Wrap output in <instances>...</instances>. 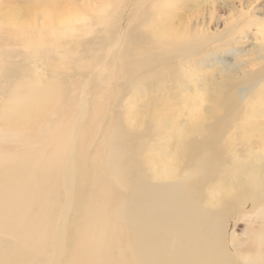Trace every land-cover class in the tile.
<instances>
[{
  "label": "bare ground",
  "instance_id": "obj_1",
  "mask_svg": "<svg viewBox=\"0 0 264 264\" xmlns=\"http://www.w3.org/2000/svg\"><path fill=\"white\" fill-rule=\"evenodd\" d=\"M47 1L51 8L34 23L30 5L6 8L11 30L19 33L0 19V264H264V163L257 167L256 150L244 144L240 150L227 146L231 137L245 134L247 106H237L234 116L227 114L229 106L219 115L210 108L184 112L179 128L192 127L194 135L184 146L186 173L174 168L171 143L129 148L127 126L134 123L124 120L137 115L127 96L162 91L165 81L175 94L176 85H185L177 80L178 62L190 63L193 54L207 67L215 56L204 50L208 32L193 27L188 12L177 8L180 0H146L130 10L121 42L110 54L125 27L124 11L135 0ZM87 2L90 10H82ZM191 2L181 9L206 10L205 2ZM210 9L218 10L213 2ZM252 54L260 66L246 74L258 88L264 85V47ZM41 57L50 67L38 63ZM243 84L222 90V106ZM156 109L150 110L142 138L160 131V120L148 123ZM205 116L218 123L209 129ZM164 127L168 135L177 134L172 121ZM137 153L144 162H135ZM223 165L237 178L225 197L237 206L231 217L249 214L261 225L241 251L225 243L231 219L224 218L221 204ZM177 170L183 175L176 176ZM213 191L215 202L208 204Z\"/></svg>",
  "mask_w": 264,
  "mask_h": 264
},
{
  "label": "rangeland",
  "instance_id": "obj_2",
  "mask_svg": "<svg viewBox=\"0 0 264 264\" xmlns=\"http://www.w3.org/2000/svg\"><path fill=\"white\" fill-rule=\"evenodd\" d=\"M86 1L87 0H75V3L83 4ZM90 1H92V0H90ZM182 1L184 2L186 0L177 1L178 2L177 8L180 9L182 12H184V14H186L188 12L187 16H189V17L191 16L190 21H191V23L195 29H197L198 31L208 32L209 36H207L205 39V42H203V43H208L207 46H205L207 49L205 48L204 50L211 51V49H212L213 55H215V56H210L209 62L206 64L207 67L206 66L203 67V64H205V63H202V65H200L201 62L198 63L197 62L198 58L193 54L189 55L190 60H192V61H190V63H186L187 61L185 60L184 61L185 63H183V64L181 62H178L176 64V66L178 65L176 68L177 69L179 68V71H177V76H178L177 80L183 84L185 83V85L190 84L191 87L188 89L185 87V85H182V86L176 85L177 89H176L175 94H173L172 93L173 88L171 86H174V85H169L165 81L164 85L161 87L162 91L160 88H157V90L154 92V94H153V92L152 93L146 92L144 94H142L143 92H141L140 94L138 92V93L132 94V95H134V97L132 95L127 96V98L129 97L128 99L130 100L128 105L132 108V112H134V114L137 115V119L134 118L132 121H131V119H132L131 117H125V120H124L126 125H128L127 124L128 122L134 123L133 126L132 125L127 126V129L130 130V132L128 134L133 139L129 148H130V150L135 151V150H138V148L141 144L147 145L148 148H149V146H151L150 148H152L154 145H158L160 142L171 143V146L173 149V155L175 157V161L178 162L177 164H175L174 168L179 167L177 169L181 168L180 169L181 172L184 171L182 173H186V168L184 167L185 164H184V162H182V158L185 159L184 146H186V142L188 141L187 137L190 138L191 136L193 137L194 135H192L193 132H190V131H192V127L188 128L187 129L188 131L186 130V128H183L182 130L179 128V125L181 124L180 121L182 120L181 122H184L183 120L185 119L183 116L184 112L187 111V112L193 113L194 111H196V112L200 111L199 113H204V111H207L206 108H210L211 110H213V112L215 114L219 115L223 112L224 108L229 106L230 109L227 111V108H228L227 107L225 110H226L228 115L231 114V116H234V114L238 111L237 106H244L245 105V107L247 106V109H248V112H246L247 114H245V116L243 117L244 122H246L248 119V124H247V122L245 123L246 127H247V125H248V127H247V129L245 127V129L243 131V133H245V134L244 135L241 134L243 136H241V135L237 136V138H239V140L237 138H235L234 136L231 137L230 138L231 140L229 139V142H227V146L229 147L228 150H232V149L233 150H235V149L240 150V148L243 147L242 145L244 144V146L246 145L244 147V149L246 147H248L252 150H256L255 151L256 155L254 157H256L258 154V161L261 159L259 161V165L257 166V167H259V166L263 165V163H264V159H262V157H264V149H262L264 147V142H263L264 141V125H263L264 124V115H263L264 114V85H258V88H256L257 86L253 87L252 83H250V81H249L251 79V77L249 76L250 74H246V72L247 71H254V70L258 69L260 66V60L257 59L256 54H252V53H254V52L256 53V51L259 52V48L264 47V0H206V1L201 0V1L205 2L204 4L206 5V7H205L206 10H204V11L202 9H201L202 11L197 10V11H195L194 14L190 13V12H192V10L183 11L181 9V6H183ZM188 1L189 2L192 1L191 3H195V2H198L200 0H188ZM207 1L210 3H208ZM180 2H182V3H180ZM212 2L216 6V8L218 9L216 12L211 11V9H210ZM61 3H62V5H67L68 2H67V0H64ZM145 3H146V0H135L128 7V9L124 11L125 27H123L122 30L120 31L118 39H117L116 43L114 44L115 46L113 45L114 47L111 46L109 48L110 54L112 53V51H114V49L117 48V44H119V42H121V38L124 34L123 30L128 25L127 24L128 23L127 22V16L129 14L130 10L135 6H138L140 4H145ZM26 4L30 5L32 7V9H31L32 16L31 17L29 16V18H30L29 21L31 23L36 22L38 20V18L42 16L41 13L45 11V8H51V6H52V3L50 1H47V0H0V19L4 18L3 23H4V25L9 27L10 32L11 31L12 32L18 31V29L16 30V28H13L14 31L11 30V28L9 26V20L6 17V14H7L6 8L8 6L16 5V6H20L19 9H21L22 7L26 6ZM207 4H209V5H207ZM71 6H72V8L74 7L73 4ZM90 8H91L90 2H87L86 5L81 6L82 10L89 11ZM190 14H192V15H190ZM239 15H241V16H239ZM5 18H6V21H5ZM183 27H184V25H183ZM183 27H182V29L186 30L185 27L184 28ZM10 32H8V35H7L8 40H10V37L13 39V37L15 36L13 33H10ZM18 33H19V31H18ZM4 41H5V38H4ZM254 48L255 49L257 48V49L254 50ZM80 50H81V48H79L78 51H80ZM201 50H202V48H201ZM252 51H254V52H252ZM192 56L193 57L195 56L194 58H196L197 60L193 59ZM199 56H200L199 57L200 59L205 58L202 55H199ZM257 56H258V54H257ZM40 60L41 61L38 60L39 61L38 63L42 62V63H44V65L50 67L49 62L47 60H45V58L41 57ZM107 61H108V58H105V60L101 64L97 62L95 64L94 70L92 71V75L89 76L87 79L90 80L91 77H93L106 64ZM195 64H197V65H195ZM63 66L66 68V67H68V64H64ZM201 66L203 67V69ZM185 69H188V70L185 71ZM38 71H40V70H38ZM225 82H226V84H225L226 86L229 84H236V82L238 84L245 82V85L243 84L244 87L241 85L243 89L242 88H241V90L239 89L237 94L235 96L233 95L236 98L231 96L229 101L227 102L228 104L225 103L224 106H222L223 104L220 103V100H219L220 96L219 95L222 94V90L227 89V87L223 85ZM229 82H231V83H229ZM83 83H84V81H83ZM86 83L87 82H85L84 85H82V87H81V88H83V90L86 89ZM166 84H167V86L164 87ZM203 86H204L203 92L202 91H200V92L194 91V89L201 88ZM221 86H223L222 88H224V89H222ZM141 95H143V96H141ZM144 95H146V96H144ZM153 95L155 96V98H157L156 100H154ZM201 95L203 98H201ZM140 96H141V98H140ZM148 96H150V97H148ZM159 96H160V98H159ZM135 100L138 101V103H135L136 102ZM171 100H172V103H170ZM190 101H193L194 103L190 102ZM177 102H178V104H177ZM192 103H193V105H192ZM194 104H197V105L194 106ZM168 105L172 106V107L170 108ZM158 106H160V107H158ZM187 106H192V107H187ZM143 107H145V108H143ZM154 107H157V109H156L157 111H155L156 115H154L149 120L148 123L160 120L159 121L160 131H157V133H155V134H151L149 138H142L143 132L147 129V127H145L144 125L147 124L146 122H147L149 115L151 113L150 110ZM190 108H192V109H190ZM231 108H234V110L235 109L236 110L234 111ZM173 109H174V111H172ZM190 110H192V111H190ZM180 113H182V114H180ZM187 114L188 113H186L184 115H187ZM249 117L253 118V119L255 118V119L253 120V119H250ZM52 118L54 119L55 115L52 114ZM256 118L259 120H257ZM205 119H206V116L203 118V121L207 122V127L209 129L212 128L213 126H215L216 123H218L217 119L211 120V122L209 120H205ZM260 120L263 123L260 122ZM167 121L173 122V124L175 126L174 133L176 131V133H177L176 135L179 136L178 138H176V135L171 136V135L167 134V127H164L166 125ZM252 121H255V122H252ZM226 122H228L227 125H229L231 123V118L230 119L228 118ZM250 123H252V124L254 123V125L255 124L256 125L255 126L253 125V127L250 128L249 126H252V124H250ZM242 125H244V124H241V126ZM258 125L259 126L261 125V126L259 127ZM176 127L178 130H180V132L182 131V133H178ZM262 128H263V130H262ZM246 130L247 131L249 130V132L248 133L245 132ZM254 132H256L257 134ZM250 134H253V136ZM234 139H236V140H234ZM232 140H233V142L236 141L237 144H236V142H234L235 143L234 144L232 142ZM259 153L262 156L259 155ZM219 156H220L219 160L224 161V154H220ZM137 161H141V162L145 161V159L142 157V153L139 155L137 153L135 162H137ZM252 161H254L253 158H252ZM261 162H263V163H261ZM189 164H190V161H189ZM224 167H227V165H225V166L223 165V168ZM224 169H226V168H224ZM180 170L179 171L177 170L176 176L180 175ZM182 173H181V175H183ZM233 174H234V177H233ZM223 175L224 176L222 177L221 183L224 184V186H223L224 192L222 193L223 195H221L222 196V200H221L222 203L221 204L224 207V208L223 207L222 208L225 210L224 218L226 219L228 217L231 219V221L229 223L230 224V228H229L230 230H228V232H227L228 235H226L225 243L228 244L227 246L231 245L230 247H232V249L234 251L235 250L241 251L243 246H245L244 245L245 241L249 238V236L251 234L259 231L261 228V225H260L259 221L255 222L253 219H251L250 218L251 216L249 214H242L241 213V214H235V216L231 217V213L233 212L234 209H237V206L235 205V202H233L231 199H227L225 197L227 196V194L231 193V190H232V192L234 191V185L233 184L237 185L235 183L237 181V178H236L235 173L233 171L229 172V171H227V169L225 170V174L223 173ZM232 181H233V183H232ZM227 183H229V184H227ZM228 187H231L230 190H228ZM215 192L216 193H214V191H213V193L210 192L209 198L206 200V203L209 202L208 204H210V202H211V204H212L213 201L215 202V200H214L215 197H213V195H215V194L217 195V191H215ZM220 193H219V195H220ZM211 195H212V197H210ZM244 207H245L246 211H248V210L250 211L252 208V203L249 202V203L245 204ZM213 209H214V207H213ZM236 215H237V217H236ZM245 218H247V219H245ZM219 219L220 218L218 217V220ZM217 221H216V223H217ZM222 226H223V224H222ZM218 233H220V231H218V230H217V232L215 231V235H219ZM235 240H237V241H235ZM230 241H231V243H230ZM245 248L247 249L248 246H245ZM217 260L219 261L220 259L217 258ZM215 264H217V263H215Z\"/></svg>",
  "mask_w": 264,
  "mask_h": 264
}]
</instances>
